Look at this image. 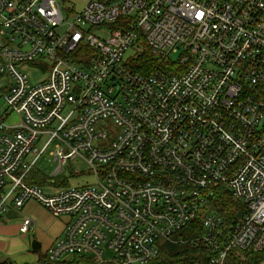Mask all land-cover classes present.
Segmentation results:
<instances>
[{"label": "built area", "instance_id": "built-area-1", "mask_svg": "<svg viewBox=\"0 0 264 264\" xmlns=\"http://www.w3.org/2000/svg\"><path fill=\"white\" fill-rule=\"evenodd\" d=\"M66 1L0 0V218L31 200L70 217L26 264H157L199 218L207 253L179 264L264 253V0ZM145 44L159 66L143 73L128 60ZM51 144V178L80 158L97 182H27ZM216 188L245 205L227 228Z\"/></svg>", "mask_w": 264, "mask_h": 264}, {"label": "crops", "instance_id": "crops-1", "mask_svg": "<svg viewBox=\"0 0 264 264\" xmlns=\"http://www.w3.org/2000/svg\"><path fill=\"white\" fill-rule=\"evenodd\" d=\"M25 218L32 220V226L27 233H21L20 226ZM69 221V216L56 217L34 200L28 201L20 209L10 206L0 218V263L40 262L41 255L44 256L46 250L63 236ZM35 239L40 244L37 250L32 248V241ZM14 244H19L17 251L13 248Z\"/></svg>", "mask_w": 264, "mask_h": 264}, {"label": "trees", "instance_id": "trees-1", "mask_svg": "<svg viewBox=\"0 0 264 264\" xmlns=\"http://www.w3.org/2000/svg\"><path fill=\"white\" fill-rule=\"evenodd\" d=\"M129 63L141 72H148L150 69L156 68L159 66L157 59L151 54L149 48L144 45L143 51L136 57L130 58ZM162 68V67H161ZM33 170V169H32ZM31 170V171H32ZM30 171V172H31ZM37 175V180L35 181H26L32 184H39L44 186L48 183V177L42 178V175L39 171L35 172ZM39 175V176H38ZM64 179L57 183L54 181V185L57 186H67V182ZM212 209L215 210L219 215H221L225 222L226 228L229 227L233 222L245 213V205L241 202L235 200L229 191L216 188L211 197ZM203 233V224L201 218L197 219L193 224L184 228L177 234H175L172 240H160L158 241L159 245V256L156 259L157 264H179V263H191V262H201V258L206 255V251L203 247L195 245V243H184L177 242L180 238H188V236H199ZM187 238L185 240H187ZM177 240V241H176ZM44 259V256L41 255V260ZM264 260V253L258 254H249L248 260L250 261L247 264H254L257 261ZM230 261H236L232 257ZM254 262V263H253ZM240 264V262L236 263ZM244 264V263H243Z\"/></svg>", "mask_w": 264, "mask_h": 264}, {"label": "rangeland", "instance_id": "rangeland-1", "mask_svg": "<svg viewBox=\"0 0 264 264\" xmlns=\"http://www.w3.org/2000/svg\"><path fill=\"white\" fill-rule=\"evenodd\" d=\"M87 0H68L66 2H64L69 8L77 11L80 10L82 7H84V5L86 4ZM134 49L130 48L127 51L128 55L133 54ZM181 51L179 52H174L171 56V58L173 60H177L178 57L180 56ZM31 65L29 64H25L23 67L25 69H28ZM32 82L37 83L39 81H41L42 77L44 76L42 73H39L38 71H32ZM0 106L1 107H5V102L4 99H0ZM16 120V117H13L11 119V122H14ZM48 135H45V138H43L42 140H39L37 142V147L39 149H41L45 143V141L47 140ZM54 144H51L47 150L40 156L39 160L36 163V166L33 168V170L27 175V181H35L37 180V175L35 174V172L39 171L42 175V178L44 177H48V183H46L44 186L48 185L49 182H52L53 180L57 181V183H59L60 181L65 180V182H67V186H73V187H80V186H85V185H89V184H94L97 182V175L94 174L91 171L90 165L86 162H84L82 159L80 158H76L74 160H69L70 163L68 164V166H66L65 171L60 174L59 176L55 177V178H51L50 176L52 175L54 169H55V162L53 161V159H51V152L54 150ZM33 158V155H30L28 157L29 160H31ZM39 176V175H38ZM55 187H59L57 185H55ZM65 218V217H63ZM43 221V220H42ZM194 237V236H193ZM187 238V237H186ZM186 238H184V241H187L188 243H191L192 241V236H188L187 240H185ZM195 245H199L200 247H203L202 243H195ZM13 248L16 249V251L20 248L19 244H14ZM29 249V248H28ZM15 252V251H14ZM104 259H112V253L109 250H106L105 253L102 254Z\"/></svg>", "mask_w": 264, "mask_h": 264}, {"label": "water", "instance_id": "water-1", "mask_svg": "<svg viewBox=\"0 0 264 264\" xmlns=\"http://www.w3.org/2000/svg\"><path fill=\"white\" fill-rule=\"evenodd\" d=\"M39 247H40L39 242H38L36 239L33 240V241H32V248H33L34 250H37V249H39Z\"/></svg>", "mask_w": 264, "mask_h": 264}]
</instances>
